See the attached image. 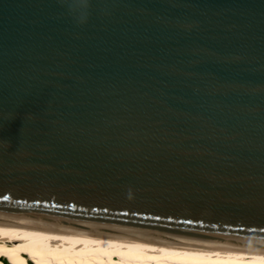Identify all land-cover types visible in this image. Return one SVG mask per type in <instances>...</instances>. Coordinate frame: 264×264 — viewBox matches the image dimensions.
Masks as SVG:
<instances>
[{
  "label": "water",
  "instance_id": "obj_1",
  "mask_svg": "<svg viewBox=\"0 0 264 264\" xmlns=\"http://www.w3.org/2000/svg\"><path fill=\"white\" fill-rule=\"evenodd\" d=\"M0 0V216L264 245V0Z\"/></svg>",
  "mask_w": 264,
  "mask_h": 264
},
{
  "label": "bare ground",
  "instance_id": "obj_2",
  "mask_svg": "<svg viewBox=\"0 0 264 264\" xmlns=\"http://www.w3.org/2000/svg\"><path fill=\"white\" fill-rule=\"evenodd\" d=\"M0 264H264V245L180 240L0 216Z\"/></svg>",
  "mask_w": 264,
  "mask_h": 264
},
{
  "label": "clouds",
  "instance_id": "obj_3",
  "mask_svg": "<svg viewBox=\"0 0 264 264\" xmlns=\"http://www.w3.org/2000/svg\"><path fill=\"white\" fill-rule=\"evenodd\" d=\"M70 4V11L78 17V23L83 24L86 22L87 16L86 14H82L79 9H72L71 8V0H67Z\"/></svg>",
  "mask_w": 264,
  "mask_h": 264
}]
</instances>
